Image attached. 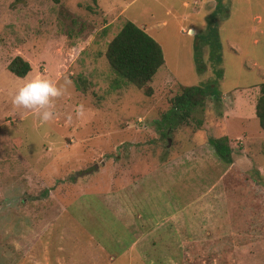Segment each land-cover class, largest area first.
Here are the masks:
<instances>
[{
	"label": "rangeland",
	"instance_id": "1",
	"mask_svg": "<svg viewBox=\"0 0 264 264\" xmlns=\"http://www.w3.org/2000/svg\"><path fill=\"white\" fill-rule=\"evenodd\" d=\"M126 20L161 49L149 95L104 56ZM37 76L65 88L47 124L11 103ZM209 82L183 123L161 121ZM261 82L264 0H0V264H264Z\"/></svg>",
	"mask_w": 264,
	"mask_h": 264
},
{
	"label": "trees",
	"instance_id": "2",
	"mask_svg": "<svg viewBox=\"0 0 264 264\" xmlns=\"http://www.w3.org/2000/svg\"><path fill=\"white\" fill-rule=\"evenodd\" d=\"M104 56L111 70L124 81L142 89L144 94H150L148 82L162 64L163 59L159 44L143 29L129 20L124 21L120 30L107 42ZM214 58L218 60V57ZM193 60L196 71L202 72L204 67L196 51V44L193 47ZM6 70L17 77H23L30 70V64L21 56L15 55L6 64ZM212 91L213 85L211 86L210 82L204 87L182 86L180 92L170 98V107L162 114L161 121L170 127L183 123L195 108H201L204 105L208 93ZM254 115L259 128L264 131V82L258 85ZM226 140L225 136H221L209 139V143L217 158L230 163V147Z\"/></svg>",
	"mask_w": 264,
	"mask_h": 264
},
{
	"label": "clouds",
	"instance_id": "3",
	"mask_svg": "<svg viewBox=\"0 0 264 264\" xmlns=\"http://www.w3.org/2000/svg\"><path fill=\"white\" fill-rule=\"evenodd\" d=\"M63 85L44 77H33L20 85L11 98L14 108L32 112L41 122L47 124L53 121L57 115L56 101L64 95ZM84 108L76 109L77 117L83 115ZM67 122H72V116L67 117Z\"/></svg>",
	"mask_w": 264,
	"mask_h": 264
},
{
	"label": "crops",
	"instance_id": "4",
	"mask_svg": "<svg viewBox=\"0 0 264 264\" xmlns=\"http://www.w3.org/2000/svg\"><path fill=\"white\" fill-rule=\"evenodd\" d=\"M144 30H145V31H147L145 27H144ZM190 31H193V29H192V28H190Z\"/></svg>",
	"mask_w": 264,
	"mask_h": 264
}]
</instances>
